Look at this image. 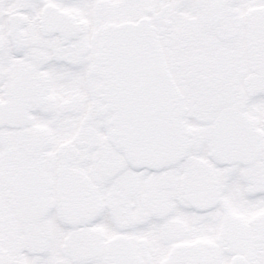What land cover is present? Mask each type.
Masks as SVG:
<instances>
[{
    "label": "snow or ice",
    "instance_id": "snow-or-ice-1",
    "mask_svg": "<svg viewBox=\"0 0 264 264\" xmlns=\"http://www.w3.org/2000/svg\"><path fill=\"white\" fill-rule=\"evenodd\" d=\"M0 264H264V0H0Z\"/></svg>",
    "mask_w": 264,
    "mask_h": 264
}]
</instances>
